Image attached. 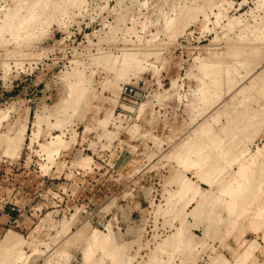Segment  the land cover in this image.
<instances>
[{
	"label": "rangeland",
	"instance_id": "rangeland-1",
	"mask_svg": "<svg viewBox=\"0 0 264 264\" xmlns=\"http://www.w3.org/2000/svg\"><path fill=\"white\" fill-rule=\"evenodd\" d=\"M50 1L15 29L27 11L0 0V241L25 240L7 264H93L95 231L94 264H264V0Z\"/></svg>",
	"mask_w": 264,
	"mask_h": 264
},
{
	"label": "bare ground",
	"instance_id": "bare-ground-1",
	"mask_svg": "<svg viewBox=\"0 0 264 264\" xmlns=\"http://www.w3.org/2000/svg\"><path fill=\"white\" fill-rule=\"evenodd\" d=\"M16 1V5H19L20 7L18 8V10L16 11L17 13H19V10H26L27 11V13H26V16H24L23 17V19H21L20 21H18L17 23H16V25H14V26H12L13 28H15V29H19L24 23H28L29 25H32V23L33 22H35V24H36V22L37 21H39L41 18H42V16H45V15H47L48 13L47 12H49V10H53V9H57L58 8V4H56L55 2H52V1H50V0H48V1H42V0H30V2H29V4H27L28 3V0H15ZM50 3V4H49ZM193 13V12H192ZM16 14V13H15ZM15 14H14V16H15ZM20 14V13H19ZM18 14V15H19ZM18 15L17 16H15V17H18ZM14 20V19H13ZM12 21V20H11ZM31 21H33V22H31ZM172 22H173V20H172ZM11 23V22H10ZM169 23V22H168ZM174 23H171V21H170V23H169V27H174ZM8 26H9V24H8ZM11 26V25H10ZM4 27V26H3ZM11 27V28H12ZM12 28V29H13ZM147 52V51H146ZM141 53L142 52H140V53H138L137 51L136 52H128V53H125L124 54V56L122 57V58H120V60H118V61H120V68H119V70L121 69V70H126L127 68H131V67H134V66H136L137 64L139 65L140 63V60L142 61V55H141ZM143 54V53H142ZM143 56H145L144 54H143ZM238 56V55H237ZM109 57V56H108ZM121 57V56H120ZM236 57V56H235ZM239 57V56H238ZM234 58V57H233ZM110 59V58H109ZM113 60V59H112ZM115 60H117V59H115ZM117 61V62H118ZM110 62V61H109ZM145 62V61H144ZM219 63V62H218ZM115 64H117V63H115ZM118 65V64H117ZM205 65L207 66V69H206V71H205V74L207 75V76H210L212 73H214V71L212 70L213 68H215L217 65H216V63H214V62H209V63H205ZM137 67V66H136ZM107 68H108V66H107ZM118 68V67H117ZM108 70V69H107ZM109 70H112V69H109ZM117 70V69H116ZM115 71V70H114ZM114 71H112V72H114ZM138 71V70H137ZM121 72V71H120ZM116 73H118V72H116ZM220 73V72H219ZM80 75V74H79ZM78 75V76H79ZM122 75V74H121ZM76 76V75H75ZM76 78H77V76H76ZM80 77H78V79H79ZM219 79V78H218ZM218 79H216V78H213L212 79V82L214 83V86H213V92H214V89H216L217 88V86H220L221 84L218 82ZM75 80V79H74ZM77 80V79H76ZM81 80H82V78H81ZM79 81V80H78ZM81 82V81H80ZM80 82H74L75 84H72L71 86V88H72V93H70V95H72V94H74V95H72L73 97H72V99H70V100H72L71 102H70V100L68 101V103L69 104H71L72 102H75V99H76V97L78 96L79 98H80V96L79 95H77L78 93H79V91H78V86H79V83ZM82 83V82H81ZM84 86V85H83ZM204 86V85H203ZM261 86V85H260ZM90 87V86H89ZM258 88H260L259 86H258ZM90 89V88H89ZM255 89V88H254ZM82 90V89H81ZM211 90H212V88L211 89H207L206 88V86H205V88H202V90L200 91L201 93H200V99H202V100H204V96L206 95V92H211ZM218 90V89H217ZM83 91H84V89L82 90V92H80L79 94L81 95V93H83ZM206 91V92H205ZM216 91V90H215ZM261 92H262V94H263V96H264V84H263V87L261 88V90H260ZM78 92V93H77ZM77 93V94H76ZM85 93V92H84ZM84 93H83V95H84ZM212 93V92H211ZM75 94H76V97H75ZM203 94V95H202ZM69 95V96H70ZM209 95V94H208ZM82 96V95H81ZM262 96V95H261ZM77 97V98H78ZM82 97H85V96H82ZM82 97H81V99H82ZM75 98V99H74ZM218 98V97H217ZM220 98V97H219ZM206 99V98H205ZM76 105H78L77 103L80 101V100H78V99H76ZM206 101V100H205ZM81 103H82V101H80ZM79 102V104H81ZM215 103V102H214ZM68 104V105H69ZM208 104V103H207ZM73 105V107L75 106V104H72ZM71 105V106H72ZM65 106V105H64ZM71 106L68 108V106L65 108V109H62V110H64V111H66L67 109L69 110L70 108H71ZM80 106V105H79ZM79 106H78V108H79ZM63 107V106H62ZM64 108V107H63ZM72 109V108H71ZM70 109V110H71ZM72 111L73 112H75V110L74 109H72ZM63 112V111H62ZM69 112V111H68ZM67 112V113H68ZM65 114H66V112H64ZM241 116V115H240ZM252 116V115H251ZM40 118V117H39ZM38 118V119H39ZM41 120V118L39 119V121ZM58 120H60L59 118L57 119V122L59 123L60 121H58ZM251 120V119H250ZM38 121V123H41L42 121H40L39 122ZM42 124V123H41ZM211 127V126H210ZM212 129V128H211ZM199 131V130H198ZM20 132V131H19ZM211 133H212V130H210V128H206V130H205V132H204V135H205V138H204V140H203V143H202V148H198L199 150L198 151H193L192 152V154H197L198 152H200V151H202V161L200 162V168L201 169H204L205 168V170H206V174H203V176H202V178H204L205 180H209L210 179V177H212V174H211V176L210 175H208V172H210L211 171V169L213 168V167H217L218 165V163L220 162L219 160H220V158H219V149H217V150H215V147L214 148H211V146L210 145H206V147L204 148V146H203V144L204 143H206V142H208L209 141V139L212 137L211 136ZM214 134H215V131H214ZM213 135V134H212ZM3 138H4V135L2 136ZM17 137V136H16ZM19 137V139H21L20 137H22L21 135L20 136H18ZM24 137V136H23ZM38 137V136H37ZM204 137V136H203ZM2 138V139H3ZM8 138V141L10 140L9 139V137L8 136H6V139ZM57 138V140L56 141H58L59 140V138H58V136L56 137ZM61 138V137H60ZM201 138V137H200ZM215 138V137H214ZM6 139H5V141H6ZM11 139H12V137H11ZM14 140H15V137L13 138ZM12 139V141H14ZM23 139V138H22ZM21 139V140H22ZM213 139V138H212ZM218 139V138H217ZM217 139H215V140H217ZM1 140V139H0ZM4 140V139H3ZM24 140V139H23ZM7 141V142H8ZM20 141V140H19ZM199 141V140H198ZM200 141H201V139H200ZM214 141V140H213ZM238 141V140H237ZM2 142V141H1ZM186 142V141H185ZM57 143V142H56ZM192 143V142H191ZM216 143V142H215ZM8 144L9 143H7V145L6 146H8ZM186 144L187 143H185V146H186ZM210 144V143H209ZM211 144H212V142H211ZM3 145V144H2ZM184 145V144H183ZM218 145V144H217ZM240 145V144H239ZM10 146V145H9ZM16 146V145H15ZM61 146V145H60ZM213 146H215V145H213ZM220 146V145H219ZM3 147V146H2ZM16 147H18V148H20V146H16ZM192 147V146H191ZM222 147H223V145H222ZM7 148V147H6ZM9 148V147H8ZM12 148L14 149V146H12ZM190 148V147H189ZM192 149V148H191ZM190 149V150H191ZM214 149V153H212L211 151ZM220 149H222L221 147H220ZM5 150V149H4ZM51 150V149H50ZM184 150H185V147H182L179 151H178V154H180L181 153V151L183 152V153H185L184 152ZM9 151V150H8ZM7 151V152H8ZM11 151H12V149H11ZM216 151V152H215ZM218 151V152H217ZM262 151V153L264 154V149H262L261 150ZM17 152V151H16ZM53 152V151H52ZM12 153V152H11ZM18 153V152H17ZM56 153V152H55ZM14 154V153H13ZM19 154V153H18ZM177 154V153H176ZM50 155V154H49ZM53 155V154H52ZM179 158V157H178ZM219 158V159H218ZM187 161V160H186ZM219 161V162H218ZM209 165H213V167H211V168H208L207 166H209ZM217 165V166H216ZM205 166V167H204ZM201 169H200V171H201ZM202 172H203V170H202ZM202 172H201V174H202ZM205 173V172H204ZM254 176V175H253ZM211 180V179H210ZM251 180H253V178H252V174H249L248 176H244V178L242 179V181H241V187H242V189H241V192H240V196H239V199H244V198H246L247 196H245V193H246V191H244V187L246 186H248L247 184L251 181ZM232 181H233V178H232ZM228 182H231V181H228ZM227 182V183H228ZM235 184V183H234ZM227 185V184H226ZM189 186L190 185H188V183H185V186H184V188L185 189H188L189 188ZM228 186V185H227ZM187 187V188H186ZM184 188H183V190H184ZM191 188V187H190ZM189 188V189H190ZM189 189L188 190H184L183 191V193L182 194H186L188 191H189ZM247 190H248V188H246ZM187 191V192H186ZM227 190H225V192H226ZM198 191H193V197H192V199L195 197L194 195H195V193H197ZM224 192V193H225ZM228 192V191H227ZM245 192V193H244ZM214 193V192H213ZM229 193V192H228ZM232 193V192H231ZM223 195V194H222ZM226 195V194H225ZM224 195V196H225ZM212 196V195H211ZM210 196V197H211ZM214 196V195H213ZM230 196V195H229ZM208 198H209V196H208ZM207 198V199H208ZM210 199V198H209ZM224 199V198H223ZM211 200H212V198H211ZM213 200H215V197H213ZM216 200H217V198H216ZM215 200V201H216ZM222 201V200H221ZM222 203V202H221ZM226 204V203H225ZM202 202H200L198 205H197V207L195 208V210L193 211V213H195L196 215H197V213H196V211H198L199 209H201V207H202ZM237 206V205H236ZM236 208H234V210H235ZM202 210V209H201ZM199 213V212H198ZM65 225V224H64ZM64 230H65V228H64ZM106 243V242H105ZM104 243V238H103V236L100 234V232H98V231H95V233L92 235V237L87 241V249H86V252H85V257H86V263H87V261H93V264H94V260H92V256H93V254H92V252H94V250L97 252V250L101 247V246H103V244H105ZM24 245H25V240H23V238H20L19 237V235L16 233V232H14V231H12V230H10L9 232H7L4 236H3V238L1 239V241H0V258H2L1 259V261L3 260V259H8L9 261H10V259H12L11 261L12 262H9V263H13V262H15V260L17 261V260H20V259H22L23 258V254H24ZM98 248V249H97ZM108 248V247H107ZM94 249V250H93ZM91 251V252H90ZM246 252H245V255H244V258L242 259V260H238V263L237 264H241L242 263V261H245L246 260V257H248L249 256V250H245ZM92 255V256H91ZM103 258H105V257H103V256H101L100 258H98L99 260H98V263L99 264H102V262H104V261H102V259ZM15 259V260H14ZM91 259V260H90ZM218 259V258H217ZM8 260L6 261V264L8 263ZM220 260V259H219ZM218 261V260H217ZM2 262H5L4 260L2 261ZM2 262L0 263V264H2ZM18 262V261H17ZM88 262V263H89ZM118 262V261H117ZM96 263V262H95ZM105 264V263H104Z\"/></svg>",
	"mask_w": 264,
	"mask_h": 264
},
{
	"label": "crops",
	"instance_id": "crops-1",
	"mask_svg": "<svg viewBox=\"0 0 264 264\" xmlns=\"http://www.w3.org/2000/svg\"><path fill=\"white\" fill-rule=\"evenodd\" d=\"M8 215V214H7ZM0 219H1V217H0ZM9 218H6V220H8ZM0 227H1V225H0ZM1 235H2V231H1V229H0V237H1ZM255 255H256V253H255Z\"/></svg>",
	"mask_w": 264,
	"mask_h": 264
}]
</instances>
